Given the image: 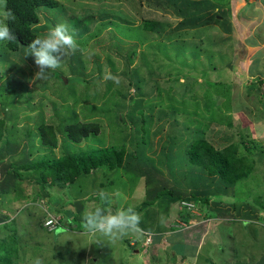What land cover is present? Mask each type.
I'll list each match as a JSON object with an SVG mask.
<instances>
[{
    "label": "trees",
    "instance_id": "obj_1",
    "mask_svg": "<svg viewBox=\"0 0 264 264\" xmlns=\"http://www.w3.org/2000/svg\"><path fill=\"white\" fill-rule=\"evenodd\" d=\"M116 1L119 0H6L4 8L5 0H0V18L4 11L12 13L14 19L7 23L16 36L12 42H0V112L5 111V115L0 117V228H5V235L0 239V264H18V259H14L20 258L21 255L22 245L18 240L17 219L11 218L19 204L11 196L23 182L33 190L38 187L35 188V198L49 201L53 186L64 188L74 184L79 178L93 173L99 167L107 170L122 169L133 180L148 171H153V175H165L162 169L164 163L170 178L164 179L161 190L134 208L142 211L160 199L157 206L151 209V214H143L145 216L140 223L141 229L151 233L153 241H156L161 236L155 234L166 229L160 224L162 220L158 217L159 212H169L171 205L178 203L182 207L179 210L181 218L189 222V211L185 212L188 206L196 203L208 206L211 198L214 195L220 196L221 193L232 192L231 196L238 198L242 195L240 188L244 182L252 180V172L262 166L264 143L252 138L250 131L246 135L235 131L234 116L231 113L235 102L230 98L232 84L221 77L226 75V78L228 72L232 74L236 65L233 34L235 25L231 17L232 8L228 3L230 0H147L150 5L172 13L175 17L174 20L163 19L164 16L143 18V30L155 34V44L161 43L155 53L153 44L148 43L144 48L143 43L137 41V37L133 40L125 34L126 30L136 25L137 20L134 17L128 18V15L116 9ZM250 4L251 2L247 3ZM58 24L67 25L69 33L78 45L77 50L70 51L64 60L70 64L73 78L80 72L82 81L85 79L79 65H85V52L81 49L87 50L90 40L98 36L96 27L101 33L109 29L112 44L108 47L103 62L100 61V54L97 55L98 72L93 81L98 91L101 90L100 86L107 85L104 91L98 92L102 93L103 97L113 92L105 102L108 104L105 105L108 112L104 116L111 125L119 127L118 131L124 139L122 143L115 141L108 146H81L83 142L88 143L100 133L104 120L89 116L82 108L85 115L80 114L77 111L79 107L75 108L79 106L75 104L77 100L74 103L69 98H64L63 102L59 98L58 103L74 106L70 118H66L57 110L59 107L54 104L57 101H47V105L54 104L56 107H51L48 115L42 112L38 117L37 114L36 121L29 119L33 122L32 126L24 131L29 141L20 138L22 131L18 130L15 116L5 108L13 104L18 97L28 99L27 93L24 92L30 89L40 94L51 86L53 80L61 76L62 72H59L58 68L49 70L47 80L33 79L37 66L32 56H26L32 39L45 35L50 28ZM190 30L209 31L212 34L205 52H201L195 38L185 36ZM121 35L128 39L115 41V38ZM132 40L134 42L123 53L124 44ZM168 51L175 52L177 61L186 68L184 73L188 76L193 69L197 72L195 86L192 83L186 85L182 93L176 91L168 82L170 79L165 80L164 84L160 83L159 78L169 76L175 70L179 71V74L183 73L179 68L172 70L169 66L171 63L168 65L164 60L159 61V54L156 53ZM167 57H170V54H167ZM4 62H9L12 68L6 78L1 71ZM141 63L148 66L143 68ZM257 71L251 70L255 76L247 89L260 92L264 96L260 86L264 84V78ZM104 74L119 78V85L112 80L103 82ZM199 74L209 85L202 95L194 88L199 82ZM217 77L219 80H216ZM31 81L39 88H31ZM131 89H134V92H131ZM15 92L18 93L14 96ZM115 93L117 100L113 96ZM216 93L227 96V100L221 104L216 103ZM96 99L97 96L92 98L93 101ZM31 103L39 102H32L31 99ZM262 103L264 104V101ZM190 105H194L193 109ZM83 106L101 116L97 105ZM123 108L127 110V117L123 114ZM21 111L23 112L20 117H25V120L27 113L34 112H25L24 109ZM20 117L17 121L22 120ZM129 123L133 127L132 142L137 146L135 154L128 153L125 149V130H128ZM166 124H169L170 132L165 135V141L162 140L163 144L157 143L160 145L157 157V145L154 144L156 142L152 134L155 130L152 131V128L157 127V136ZM214 124L216 126H213ZM229 127H232V132L227 134ZM245 136L249 140H245ZM74 144H80V147L75 148ZM35 152L36 155L33 156ZM256 155L259 157H255ZM169 179H175V184L171 187H168ZM109 183L112 185L114 181ZM10 188L14 191L7 194ZM7 196L11 199L8 204L3 200ZM255 197L259 198L257 194ZM152 198L154 202L149 201ZM247 198H252V194H246L244 191L243 197L225 206L223 202L215 201L214 206L219 207L222 212L217 217L221 220L240 218V221L247 224L264 219V212H259V207ZM72 202L57 201L55 204V207L58 206L57 212H64L58 226L71 229L74 225H80H73L74 220L82 222L83 200L76 199ZM72 204L76 209H73ZM262 206L264 207V204ZM209 217L206 216V219ZM146 220H149V223H145ZM199 239L194 243L198 247L186 242L192 248L191 252H187L188 255L198 250ZM255 264H264V251Z\"/></svg>",
    "mask_w": 264,
    "mask_h": 264
},
{
    "label": "rangeland",
    "instance_id": "obj_2",
    "mask_svg": "<svg viewBox=\"0 0 264 264\" xmlns=\"http://www.w3.org/2000/svg\"><path fill=\"white\" fill-rule=\"evenodd\" d=\"M248 2H251V4L247 5ZM228 3L232 8L231 17L235 25L233 34L236 65L235 71H232V74H229L230 72H228L226 78V75H222L221 77L232 84L230 98L235 102L234 108L231 112L234 116L233 122L235 131L241 132L244 135L250 131L252 133V138H256L259 141L261 140L264 143V104L262 103L264 101V96L261 95L260 92L257 93L256 91H250L247 89V86L255 76L251 72L252 69L258 70L260 72L259 74H262V78H264V71H261L258 67L261 64V58H264V0H230ZM74 5L76 6V4ZM114 7L120 9L121 13L128 15V18L134 17L137 20L136 25L131 29L126 30L125 34L130 36L133 40L137 37V41L140 43L142 42L144 48L148 43L153 44L154 53L157 51L158 47H161V43L155 44V34L143 30V18H161L164 16L162 17L163 19H175L172 13L164 12L162 9L150 5L147 0H141L140 2L138 0H119L116 1ZM108 30L109 29L101 33L96 27L95 31L98 36H94V38L90 40L87 50L84 49L85 55L83 59L85 60V65H79V68L82 69V73L84 74L83 78L85 80L82 81L81 77H79L80 72L76 74L75 78H73L74 76L71 74L72 71L70 70V64L63 60L62 67L58 70L59 72H62L60 73L61 78L57 77L53 80L48 89L43 90L40 94L36 92V90L30 89L27 92H24V94L27 93L26 95L28 99L24 98V100L23 98L18 97L13 104L8 105L5 108V110L15 116L18 130L22 131L20 138H24L26 141L28 140V136L26 134L24 135V131L26 132L27 129H30L29 126H32L33 122L29 121V119L35 120L37 114L38 117H40L41 114L39 113L42 112H44L42 113L44 115L50 114L49 109H52L51 107L53 106L56 107L57 105L59 107L57 110L62 112L63 116L66 118H70L73 115L72 110L74 106L62 103L64 98L66 100L69 98L74 103L76 100L78 101H76L75 104H79V106H76L75 108L77 109V107H79L77 111L80 114H83L82 109H84L89 116L94 118L99 117L104 120L100 133L90 139L88 143L83 142L81 146H88V144L93 147L108 146L115 141L122 143V140L124 139L118 131L119 127L111 125L107 117L104 116L108 112L106 109L108 104H105V102L113 92H109L103 97V94H98V92L104 91L107 85L103 83L104 85L100 86L101 90L98 91L95 82L93 81L94 76L98 72V69L96 68V59H98L97 55L100 54V61L103 62L105 53L107 52L108 47L112 44ZM201 30H190L185 33V36L188 38H195L199 49H201V52L203 53V51L205 52L207 50V43L212 37V34L209 31L202 32ZM119 37L115 38V41L119 42V39H123V41L128 39L124 35ZM133 40L124 44L125 49L123 53L126 52V49H128L131 43L134 42ZM138 46L140 47L141 45L138 44ZM192 47L195 48L194 45H192ZM173 50L175 51V49ZM175 52L168 51L166 53L163 52L156 54H159V61L164 60L168 65L171 63L169 66L172 70L179 68L183 73L179 74V71L175 70V72L170 73L169 76L164 75V77L159 78V80L161 84H164L165 80L170 79L168 82L176 89V91L182 93L185 90L186 85L188 86V84L192 83L195 86L197 72L193 69L190 76L184 73L186 68L180 61H177ZM167 54H170L171 58L167 57ZM141 66L146 68L148 65L141 63ZM107 69L108 72L111 71L109 67ZM38 70V68H35L34 77ZM1 71L6 78L12 72L10 63L4 62ZM212 74L214 75V73ZM105 75L106 74H104V77ZM104 77L102 78L103 82L105 80ZM69 78L70 80H68ZM65 79H67V81ZM217 79L219 80L218 77L216 80ZM198 80L199 85L197 84L198 86L196 85L194 88H196L199 91L198 93L202 95V92L206 90L209 85L205 78H202L200 74L198 75ZM29 86L31 88H39V86H35V82L33 81L29 83ZM260 86L261 91L264 92V84H261ZM131 92H134V89H131ZM17 93L18 92H15L14 96ZM94 96H97L95 101L92 100ZM113 96L116 99L117 93ZM214 97L216 98V103L219 104L225 102L228 98L227 96L218 93H216ZM59 98L62 99V102L58 103L60 100ZM31 99L32 102L38 101L39 103L33 104L31 103ZM47 101H57V103H54L56 105H47ZM86 104L88 106H93V104L97 105V109L99 110V113H101V116L94 111L90 112L87 107L83 106ZM190 107L193 109L194 105H190ZM22 109H24L25 112L31 110H34V112L33 114L27 113L25 115V120V117H20L23 112L21 111ZM123 114L126 116V108H123ZM4 115L5 111L0 112V117H3ZM83 115H85V113ZM19 117L22 120L17 121ZM239 124L240 126H238ZM127 126L128 130H125V149L128 153L135 154L137 152V146L135 142H132L133 127L130 123L127 124ZM213 126L216 125L214 124ZM156 128V126L153 127L152 131H156ZM218 128L219 127L217 126V129ZM155 131L152 132L156 142L154 144H163L166 137L165 135L170 132L169 124H166L163 131L157 136L155 135ZM231 132L232 127H229L227 134ZM118 137H121L122 139H119ZM244 138H246L245 140H249L246 136ZM74 145L75 148L80 147V144ZM158 146L160 145H157V149L155 148L157 152L155 156L157 157H159L158 153L160 150ZM148 153H150V151ZM35 155L36 152L33 156ZM255 157L258 158L259 156L256 155ZM262 157V166H258L252 172V175L254 176L252 180L248 179L244 182L243 186L240 188L242 195L238 197H243L244 191L246 194H252V198L247 199L252 204L259 207V212H264V207L262 206V204H264V156ZM162 169L164 170L163 173H165V175L162 173L161 175H153V171H148L147 173H144L142 177H135L132 180V177L127 176L122 169L107 170L104 169V167H99L93 173L79 178L74 184L68 185L64 188L53 186L51 188L49 201L48 199L41 198L38 200V198H35V191L38 189L37 186L35 187L36 189L34 188L33 190L29 185L23 182L15 191L13 188H10L7 194L14 191L11 198L19 204L14 212L17 216L13 217V215H15L13 214L11 215V218L17 219L16 227H18V240L19 244L22 245L20 248V258H15L14 261L18 259V264H32V261L36 257H40L44 261V264L257 263V259H259L260 254L264 251V224H262L264 223V219L262 218L261 220H255L253 222L251 221L250 224H247L242 220L240 221V218H225V220L218 218V215L222 212L219 210V207L214 206V202H223L224 206L229 202H236L238 198L231 196L232 192L226 193L228 195L224 193H221L222 195L220 196L214 195L208 206H202L199 203L188 206L185 212L189 211V222H186L181 218L179 210H181L182 207L179 206L178 203L172 204L169 212H159L158 217L162 220L160 224L166 229L161 233L155 234V236H161L160 238H157L158 240L156 239V241H153L154 239L152 238L151 233L146 231H143L142 235L139 236L129 234L121 239L109 241L106 237L99 235L94 236L86 233L83 228V223L78 220H74V223H72L73 225L80 223L79 226L74 225V228L70 229L62 226L55 228L57 222H60L61 218H63V214L60 215L56 213L58 211V206L55 207L57 201L63 203L73 201L72 203H74L76 199H81L83 200V211L85 206H103L111 208L113 212L120 207L126 208L130 206L135 208L152 195H155L156 191L161 190L164 185V179L170 178V174L164 163ZM159 176L162 178H159ZM112 180L114 181V184L111 185L109 182ZM174 180H168V187L175 184ZM101 191L110 194V199L107 203L101 201L99 197V192ZM256 194L259 198L255 197ZM260 197H263V199ZM256 198L258 199L257 201ZM3 200L8 204L11 199L10 196H7ZM152 200L153 198L149 201L154 202ZM159 200L160 199H157L154 204L146 206L142 211H139V209L135 210L136 212H140L138 214L141 217V222H143L142 219L145 216L143 214L146 212L151 214V212H153L151 209L157 206ZM53 206L55 209H52ZM72 206L73 209H76L73 204ZM49 214H53L56 217V220L50 225H46V221L50 219ZM53 215L52 217H54ZM208 215L210 217L206 219V216ZM145 223H149V220H146ZM4 230L5 228L1 226L0 239L5 235ZM181 234H183V236ZM198 239L200 242L198 250L195 253L188 255L189 253L187 252L192 251V248L188 246V244L193 247H198V245H194ZM208 260H210L211 263Z\"/></svg>",
    "mask_w": 264,
    "mask_h": 264
},
{
    "label": "clouds",
    "instance_id": "obj_3",
    "mask_svg": "<svg viewBox=\"0 0 264 264\" xmlns=\"http://www.w3.org/2000/svg\"><path fill=\"white\" fill-rule=\"evenodd\" d=\"M3 7L6 8V0ZM13 19L14 16L10 11L3 12L2 18H0V42H12L16 39L7 23V21ZM77 48L78 45L65 24L55 25L45 35L32 39L27 47L26 56H32L35 65L39 69L34 79L47 80L50 75L49 70L61 68L64 58L70 51L74 52ZM81 51L83 52L84 50L81 49ZM258 67L261 71H264V58H261V64ZM104 78L105 80H112L116 85L120 83L119 78L111 74H106ZM99 197L102 202L107 203L110 199V194L101 191L99 192ZM52 215L49 214L50 218H52ZM54 218L56 217L54 216ZM140 222V215L130 206L126 208L120 207L115 212L111 208L103 206H85L82 213V223L85 232L94 236L106 237L109 241L121 239L129 234L142 235L143 230L140 227ZM59 223L58 221L55 228ZM46 225L50 224H47L46 221ZM32 264H44V261L40 257H36Z\"/></svg>",
    "mask_w": 264,
    "mask_h": 264
},
{
    "label": "built area",
    "instance_id": "obj_4",
    "mask_svg": "<svg viewBox=\"0 0 264 264\" xmlns=\"http://www.w3.org/2000/svg\"><path fill=\"white\" fill-rule=\"evenodd\" d=\"M56 220V218L52 217L47 221V224H51Z\"/></svg>",
    "mask_w": 264,
    "mask_h": 264
},
{
    "label": "crops",
    "instance_id": "obj_5",
    "mask_svg": "<svg viewBox=\"0 0 264 264\" xmlns=\"http://www.w3.org/2000/svg\"><path fill=\"white\" fill-rule=\"evenodd\" d=\"M56 213H59V212H56ZM59 214H63V216H64V212H60ZM15 216H17L16 214L15 215H13V217H15ZM261 223V222H260ZM262 224H264V223H262Z\"/></svg>",
    "mask_w": 264,
    "mask_h": 264
},
{
    "label": "water",
    "instance_id": "obj_6",
    "mask_svg": "<svg viewBox=\"0 0 264 264\" xmlns=\"http://www.w3.org/2000/svg\"><path fill=\"white\" fill-rule=\"evenodd\" d=\"M67 81V79H65Z\"/></svg>",
    "mask_w": 264,
    "mask_h": 264
}]
</instances>
